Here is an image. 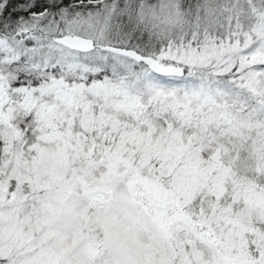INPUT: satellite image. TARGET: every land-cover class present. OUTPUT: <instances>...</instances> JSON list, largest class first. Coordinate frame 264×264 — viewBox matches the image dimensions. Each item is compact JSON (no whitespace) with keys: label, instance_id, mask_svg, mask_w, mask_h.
Listing matches in <instances>:
<instances>
[{"label":"snow or ice","instance_id":"obj_1","mask_svg":"<svg viewBox=\"0 0 264 264\" xmlns=\"http://www.w3.org/2000/svg\"><path fill=\"white\" fill-rule=\"evenodd\" d=\"M0 264H264V0H0Z\"/></svg>","mask_w":264,"mask_h":264},{"label":"rangeland","instance_id":"obj_2","mask_svg":"<svg viewBox=\"0 0 264 264\" xmlns=\"http://www.w3.org/2000/svg\"><path fill=\"white\" fill-rule=\"evenodd\" d=\"M77 2V0H73V3ZM37 12L43 11V8L36 9Z\"/></svg>","mask_w":264,"mask_h":264},{"label":"trees","instance_id":"obj_3","mask_svg":"<svg viewBox=\"0 0 264 264\" xmlns=\"http://www.w3.org/2000/svg\"><path fill=\"white\" fill-rule=\"evenodd\" d=\"M38 2H42V0H38ZM72 2H73V0H72ZM37 9H39V8H37Z\"/></svg>","mask_w":264,"mask_h":264}]
</instances>
